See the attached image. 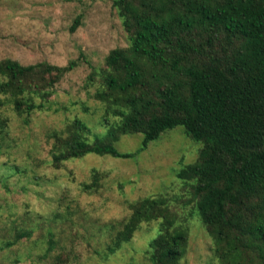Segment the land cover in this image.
<instances>
[{"label":"trees","instance_id":"1","mask_svg":"<svg viewBox=\"0 0 264 264\" xmlns=\"http://www.w3.org/2000/svg\"><path fill=\"white\" fill-rule=\"evenodd\" d=\"M112 7L128 45L111 50L90 78L98 83L91 96L103 107L104 131L95 134L78 119L52 130L50 166L60 169L87 154L131 159L180 126L200 149L176 177L192 190L215 264H264V0H112ZM78 24L79 18L71 31ZM74 67L73 61L25 66L0 60V143L9 136L7 113L27 124L32 113L46 109L55 85ZM135 134L142 135L136 152L115 147L120 136ZM105 177L93 169L81 191L95 193ZM128 209L123 220L102 226L108 235L103 256L155 221L158 235L145 250L148 262L178 264L188 237L170 200L148 196L129 202ZM31 233L15 229L2 249ZM52 237L44 239L46 256L58 245ZM64 253L54 255L53 263L68 261L70 253L63 258Z\"/></svg>","mask_w":264,"mask_h":264},{"label":"rangeland","instance_id":"2","mask_svg":"<svg viewBox=\"0 0 264 264\" xmlns=\"http://www.w3.org/2000/svg\"><path fill=\"white\" fill-rule=\"evenodd\" d=\"M77 18L79 24L71 31ZM127 45L112 0H0V60L25 66L75 62L55 85L46 109L32 113L27 124L7 113L9 136L0 143V264H54V255L66 251L70 258L62 264H150L145 250L158 235L159 223L142 224L108 256H103L108 235L102 229L126 218L129 202L148 196L168 198L187 230L186 252L178 264L216 263L212 239L194 212L192 190L176 177L200 149L182 127L166 131L131 159L87 154L60 169L50 166L47 134L52 130H64L78 119L93 133H103V107L91 96L98 83L90 78L93 69L104 67L111 50ZM141 140V134L120 136L115 147L136 152ZM93 169L106 177L95 193L82 192L80 184L90 183ZM60 213L70 215L62 219ZM20 228L31 230V236L2 249ZM50 233L58 245L46 256L44 239Z\"/></svg>","mask_w":264,"mask_h":264}]
</instances>
